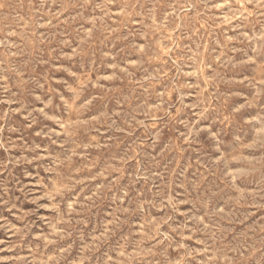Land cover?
I'll return each mask as SVG.
<instances>
[{
    "label": "rangeland",
    "instance_id": "1",
    "mask_svg": "<svg viewBox=\"0 0 264 264\" xmlns=\"http://www.w3.org/2000/svg\"><path fill=\"white\" fill-rule=\"evenodd\" d=\"M0 264H264V0H0Z\"/></svg>",
    "mask_w": 264,
    "mask_h": 264
},
{
    "label": "bare ground",
    "instance_id": "2",
    "mask_svg": "<svg viewBox=\"0 0 264 264\" xmlns=\"http://www.w3.org/2000/svg\"><path fill=\"white\" fill-rule=\"evenodd\" d=\"M176 41V40H175ZM180 99V98H179Z\"/></svg>",
    "mask_w": 264,
    "mask_h": 264
}]
</instances>
